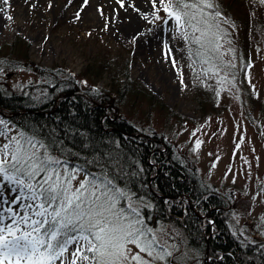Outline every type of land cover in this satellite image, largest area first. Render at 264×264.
Segmentation results:
<instances>
[{"label":"rangeland","instance_id":"obj_1","mask_svg":"<svg viewBox=\"0 0 264 264\" xmlns=\"http://www.w3.org/2000/svg\"><path fill=\"white\" fill-rule=\"evenodd\" d=\"M122 2L124 7L117 0H9L6 6L0 0V9H4L0 12V67L5 70L0 74V84L20 91L37 82L39 76L31 62L48 66L64 61L68 69L79 71L85 53L101 51V56L109 53L118 60L128 58L131 77L162 102L163 108L150 110L146 102L134 105L128 99L116 108L119 116L133 121L144 133L161 135L207 185L226 195L234 231L249 241L264 239V42L253 49L248 61L251 67H244L241 77L242 60L239 63L235 53L236 87L221 91L217 97L220 86L215 78L201 75L196 79L193 75L184 41L173 39V33L161 22L149 24L143 18L147 14L152 19L149 0ZM16 35L25 44L12 56L9 44ZM165 43L171 48L167 59ZM24 51L27 56L17 59ZM9 57L17 58L12 62ZM172 57L177 61L175 68ZM194 67L199 70L200 66ZM96 85L102 87L103 81ZM198 87L207 88L209 98L199 95ZM201 105L206 108L204 112ZM197 139L204 143L194 153ZM201 216L203 221L212 222L209 215ZM151 223L152 227L163 224L180 233L176 242H182L181 251L187 253L181 264L202 262L181 229L170 222L152 219ZM208 255L203 253V261L213 257Z\"/></svg>","mask_w":264,"mask_h":264},{"label":"snow or ice","instance_id":"obj_2","mask_svg":"<svg viewBox=\"0 0 264 264\" xmlns=\"http://www.w3.org/2000/svg\"><path fill=\"white\" fill-rule=\"evenodd\" d=\"M149 2L152 19L143 18L161 22L173 39L184 41L196 79L215 78L217 97L236 87V50L224 27L235 25L218 0ZM117 3L124 7L122 0ZM164 47L167 59L171 48ZM171 63L175 68L174 57ZM69 134L75 132L66 129ZM80 135V149L74 150L56 128L26 130L0 118V264H181L187 253L176 242L180 233L150 226L152 217L144 214L153 205L134 188L144 172L136 167L139 161ZM203 143L197 139L192 151Z\"/></svg>","mask_w":264,"mask_h":264},{"label":"trees","instance_id":"obj_3","mask_svg":"<svg viewBox=\"0 0 264 264\" xmlns=\"http://www.w3.org/2000/svg\"><path fill=\"white\" fill-rule=\"evenodd\" d=\"M218 3L235 25L224 27L236 46L238 62L242 60L238 74L241 77L253 49L264 42V5L259 0ZM24 44L21 36L16 35L9 44V55L19 53ZM19 55L8 60L22 59L27 52ZM110 56H101V51L94 55L85 53L84 66L79 71L68 69L64 61L48 66L31 62L39 76L37 82L20 91L0 84V116L26 130L56 128L65 144L74 150L80 149V133H84L103 150L112 148L128 157L129 162L139 161L136 167H142L144 172L134 188L153 205L145 209V216L181 229L201 261L208 246L213 257L200 264H264V239L249 241L233 230L226 195L207 185L161 135L144 133L124 115L115 116V109L128 99L134 105L146 102L150 110L156 106L162 109L163 103L131 77L128 58L118 60ZM99 80L103 81L102 87L96 85ZM198 91L204 99L209 98L207 88L198 87ZM200 108L203 112L206 109L204 105ZM66 129L75 135H65ZM201 214H210L212 222L203 221Z\"/></svg>","mask_w":264,"mask_h":264},{"label":"flooded vegetation","instance_id":"obj_4","mask_svg":"<svg viewBox=\"0 0 264 264\" xmlns=\"http://www.w3.org/2000/svg\"><path fill=\"white\" fill-rule=\"evenodd\" d=\"M209 216L211 217V215L209 214ZM212 218V217H211Z\"/></svg>","mask_w":264,"mask_h":264}]
</instances>
